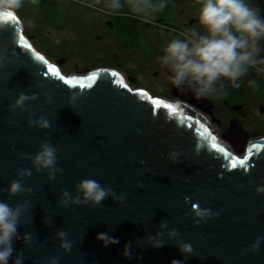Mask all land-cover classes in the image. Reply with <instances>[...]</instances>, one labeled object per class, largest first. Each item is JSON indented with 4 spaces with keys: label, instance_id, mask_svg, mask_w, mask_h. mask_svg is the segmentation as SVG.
Instances as JSON below:
<instances>
[{
    "label": "water",
    "instance_id": "obj_1",
    "mask_svg": "<svg viewBox=\"0 0 264 264\" xmlns=\"http://www.w3.org/2000/svg\"><path fill=\"white\" fill-rule=\"evenodd\" d=\"M7 25L0 30V189L18 178V169L32 168L21 154H35L45 140L58 149L63 169L50 180L46 170L32 168L31 177L22 178L31 192L0 194L13 207L30 202L18 232L31 233L32 243L17 239L13 245L23 251L24 264H48L52 256L59 264H264V242L251 251L264 237V194L255 191L264 186V139L246 152V140H234L231 150L193 107L134 90L118 70L66 76L61 65L67 59L51 63L25 36L17 14ZM73 92L83 96L73 101ZM20 93L37 99L12 110ZM32 114L47 118L50 129L30 127ZM232 128L240 132L237 124ZM173 151L179 162L170 158ZM89 178L127 198L119 202L110 194L99 206H63V190L75 198L76 184ZM193 204L218 212V218L197 224ZM172 229L178 237L170 236ZM61 230L72 242L70 253L60 248ZM105 232L119 244L104 247L96 237ZM157 232L164 241L159 249L147 244ZM129 241L132 258L126 259L121 252ZM178 242L190 243L194 254L182 255Z\"/></svg>",
    "mask_w": 264,
    "mask_h": 264
},
{
    "label": "clouds",
    "instance_id": "obj_2",
    "mask_svg": "<svg viewBox=\"0 0 264 264\" xmlns=\"http://www.w3.org/2000/svg\"><path fill=\"white\" fill-rule=\"evenodd\" d=\"M23 6V0H0V30L5 28L7 21L16 18V12ZM109 7L113 10L120 8L119 0H112ZM165 4H159V8H164ZM31 24V21H29ZM198 23L203 25L205 33L201 34L196 29H190L184 33V39L173 38L163 49L164 55L159 57L162 67H167L171 75L167 77L169 83L182 91L185 87L192 92L194 97L199 100L202 98H211L214 94L222 93V88L217 87V82L222 78H227L234 88H239L237 82L247 71L249 66L264 65V59H257L260 52L258 44L264 40V18H261L258 11L250 7L245 0H202ZM264 71V68L258 69ZM254 83V82H251ZM71 100L77 96L82 97V92H73ZM35 94L28 95L20 93L15 102L10 105L12 110L23 109L27 101L36 100ZM51 97H46L49 102ZM77 114V113H76ZM78 115V114H77ZM35 114L29 116L27 123L30 127L40 129H50V121L44 116L33 118ZM179 153L173 151L170 158L173 162H179L177 157ZM21 159H28L32 163L37 173L47 171L48 178L55 180L57 173L63 169L58 166V149L45 140L40 144V150L35 154H21ZM144 163V161H141ZM32 168H23L17 170V179L12 180L6 189H0V194L7 193L15 196L24 192H31L26 188L22 178H30ZM249 181V186H252ZM80 193L73 198L67 190H63V206H68L69 202L76 205L91 204L99 206L110 194L119 202L127 198V194L116 197L111 188L102 186L94 179H82L76 186ZM138 187H143L138 183ZM257 194H264V186L255 188ZM185 202L189 198L185 197ZM30 207V202L17 204L15 207L6 201L0 200V264H24L23 251L15 252L14 241L23 239L26 245L32 243V234L25 233L20 236L18 229L20 227L21 217ZM197 224L206 223L213 217L219 216L218 212H213L208 208H201L199 204H193L191 208ZM162 228L167 227L166 222H162ZM163 233L157 232L147 238L148 246L152 248H162L164 241L160 238ZM57 238L60 240V248L65 253L72 250V242L68 239L66 231H58ZM172 238L179 236L177 229L170 232ZM104 247L109 245H118L119 239L110 236L108 233H99L96 237ZM264 237H258L251 245L253 253L260 250ZM184 256L194 254L193 246L187 242H178L175 245ZM15 257L13 258V254ZM126 259L132 258V244L127 242L121 252ZM48 264H59V258L52 256ZM171 264H184L182 260L173 259Z\"/></svg>",
    "mask_w": 264,
    "mask_h": 264
},
{
    "label": "flooded vegetation",
    "instance_id": "obj_3",
    "mask_svg": "<svg viewBox=\"0 0 264 264\" xmlns=\"http://www.w3.org/2000/svg\"><path fill=\"white\" fill-rule=\"evenodd\" d=\"M58 1L48 0L50 12L61 7ZM66 1V14L63 6V16L56 23L75 28L79 47L87 46L95 57H128L116 69L131 88L138 86L139 91L173 106L193 107L207 119L211 133L231 150L235 146L231 141L246 140V152L254 141L264 139V71L258 70L264 65L249 66L237 81L239 88L222 77L217 82V87L222 88L217 98L213 95L197 100L186 87L182 91L173 87L167 79L171 72L160 64L159 57L164 55L163 49L171 39H184L183 34L193 28L205 33L204 26L198 23L202 0H119L120 8L115 10L109 7L112 0ZM245 2L264 18V0ZM161 3L165 4L162 9ZM143 13L150 16L142 21ZM22 24L27 28L23 21ZM50 34L48 30L47 36L51 39ZM258 47L260 52L256 58L264 59V40ZM234 124L240 132H235Z\"/></svg>",
    "mask_w": 264,
    "mask_h": 264
},
{
    "label": "rangeland",
    "instance_id": "obj_4",
    "mask_svg": "<svg viewBox=\"0 0 264 264\" xmlns=\"http://www.w3.org/2000/svg\"><path fill=\"white\" fill-rule=\"evenodd\" d=\"M58 4H61V7L58 6L57 11L50 12L48 0H23V6L17 10V15L27 27L24 28V34L31 39L33 46L51 63L66 58L67 60L61 65V70L66 76H83L104 69L118 70L116 68L128 57H95L90 54L87 46L79 47V36L76 35L75 38V33L77 34L76 30L74 32L75 28L68 25L61 27L60 22L56 23L63 16L64 7L66 14L68 1L59 0ZM68 14L63 18V23ZM142 16L143 21L150 15L143 13ZM48 30L51 31V39L47 36ZM133 87L134 90H139L138 86ZM214 96L217 98L218 94Z\"/></svg>",
    "mask_w": 264,
    "mask_h": 264
},
{
    "label": "snow or ice",
    "instance_id": "obj_5",
    "mask_svg": "<svg viewBox=\"0 0 264 264\" xmlns=\"http://www.w3.org/2000/svg\"><path fill=\"white\" fill-rule=\"evenodd\" d=\"M14 19H16V18H13V19H10V20H14ZM10 20H9V21H10ZM39 59H40V60H44V57H43V56H40ZM49 67H51V66L49 65ZM56 74L59 75L58 72H57ZM112 75H116V73H113ZM61 79H63V77H61ZM67 82H68V83H71V81H67ZM155 103H158V104H159V103H161V102L157 100V101H155ZM165 107L171 108L172 106H171V105H165ZM213 139H215V137H213ZM214 147H215V145H214ZM220 150H221V151H224L223 149H220Z\"/></svg>",
    "mask_w": 264,
    "mask_h": 264
}]
</instances>
